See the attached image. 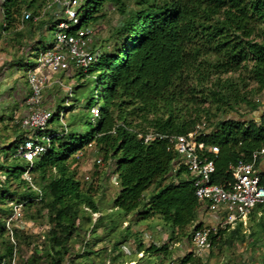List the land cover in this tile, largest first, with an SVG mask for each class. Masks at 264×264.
Masks as SVG:
<instances>
[{
    "label": "trees",
    "instance_id": "16d2710c",
    "mask_svg": "<svg viewBox=\"0 0 264 264\" xmlns=\"http://www.w3.org/2000/svg\"><path fill=\"white\" fill-rule=\"evenodd\" d=\"M81 1L79 23L72 29L98 27L109 8L120 16L105 43L94 42L96 61L86 72L79 69V75L97 72L95 97L83 106L91 126L82 135L75 117L66 129L49 128L53 137L48 149L29 165L15 156L27 130L14 124L15 136L0 156V261L14 250L5 226L14 202L22 204L19 219H25L23 227L14 221L15 264H81L75 244L86 245L93 230L106 226L92 186L83 187L77 178L75 165L88 147L100 156L94 165L102 160L116 185L108 209L132 215L133 224L159 216L170 235L165 243L152 242L146 250L171 259L172 242L191 239L204 225L198 213L206 203L196 197L193 176L180 153L169 149L162 135H186L205 120L207 132L197 140L219 148L216 154L205 153L215 165L211 183L221 186L232 181L231 166L239 160L250 162L264 147V111L257 118L251 115L263 104L255 96L264 92V0ZM42 4L43 0L0 1V39L21 19L38 32L55 29L51 17L34 20ZM24 11L33 15L23 18ZM45 39L39 33L33 46L43 48ZM101 101L95 119L91 108ZM240 105L248 113L228 115L237 114ZM62 109L74 111V105L58 106L53 119ZM147 134L154 136L144 142ZM19 159L26 164H15ZM27 168L38 190L24 178ZM99 212L90 226L92 215ZM248 219L247 232L241 219L233 227H217L209 237V255L223 245L251 241L253 247L264 241V203L254 206ZM125 229L115 244L130 237V227ZM261 259L264 264V255ZM185 262L202 264L193 252L181 258Z\"/></svg>",
    "mask_w": 264,
    "mask_h": 264
},
{
    "label": "built area",
    "instance_id": "2783aa9c",
    "mask_svg": "<svg viewBox=\"0 0 264 264\" xmlns=\"http://www.w3.org/2000/svg\"><path fill=\"white\" fill-rule=\"evenodd\" d=\"M80 2V0H43L39 12L34 15V20L49 16L55 21V29L50 42L48 41L37 53L38 67H46L54 72L70 70L72 66H75L86 72L96 61L98 49L93 46L95 27L78 26L72 29L79 23ZM32 15V11L23 12V18ZM38 67L26 70L25 77L29 88L24 98L26 113L22 116L15 115L12 119V122L18 123L22 129L27 130V137L17 146L15 156L23 158L29 165H32L33 160L48 149L53 137V133L48 132V129L51 128L54 111L46 108L43 102V90L48 87L50 80L45 73L38 70ZM66 91L68 92L66 99H69L73 91L72 87H66ZM65 112L66 109L59 110L57 119L66 129ZM91 113L93 118H98L99 106H93ZM206 132L204 122H201L186 135L162 136L167 139L169 149H175L180 153L183 163L193 176L196 197L205 201L207 208L222 207L226 211L222 224H233L237 219L245 220L254 206L264 203V171L257 167L258 157L264 155V147L252 154L250 162L239 160L230 167L233 179L227 182L226 186L217 185L211 183V174L215 170L214 161L205 152L216 154L219 148L216 145L205 147L197 140L198 135ZM153 136L154 134H147L144 142ZM23 176L38 190L31 183L29 168L24 171ZM10 205L13 212L7 218L5 226L14 250L12 255L1 260L0 264H15L14 221L17 220L16 224L21 227L24 225L19 219L22 204L12 202ZM216 230V226L203 225L193 231L191 239L197 255L209 249L210 234L215 233ZM179 264H189V262Z\"/></svg>",
    "mask_w": 264,
    "mask_h": 264
},
{
    "label": "rangeland",
    "instance_id": "374dc122",
    "mask_svg": "<svg viewBox=\"0 0 264 264\" xmlns=\"http://www.w3.org/2000/svg\"><path fill=\"white\" fill-rule=\"evenodd\" d=\"M80 3H82V1ZM119 17V14L114 9L109 8V10L107 11L106 18L100 21L97 25L98 27L95 28L96 32L94 42L97 40V46L101 43H105L103 41L108 37L111 26L119 22ZM45 18L49 19L50 17L46 16ZM46 32V40L50 41L52 39L54 29H47ZM14 46L11 47L12 49H8L6 45L0 48V76L2 78H5L6 75L8 76L3 81L0 80V156L6 154L7 150L3 148V146H6L15 136V133L12 131L15 123L12 122V119L15 115L20 116L18 113H16V110H18L19 112H21L22 110L21 106L19 105V102L17 100L12 99L10 97L11 95H9L12 94L13 90H15V88L17 87L10 86L16 85L20 80H23L25 78L26 70L28 68L35 69L38 67L36 56L40 49H37L36 46L32 45L22 54H19L18 49L20 47L18 46L16 49H13ZM18 55L20 56L19 61L14 62L16 61L15 59ZM13 62L15 64H13ZM71 68V75L66 74V70H58L53 72L52 79H59L61 81V85L59 83H56L51 88H45L43 90V97L47 92L54 90L53 95L55 109L57 108V106L64 108L69 105H74V111H72L71 109L66 110L65 121L66 123H69L75 117H79V120L77 123H75V126L78 130H80L79 132L82 135H85L91 125L86 121L88 120V118H90V114L88 113V111L84 110L83 106L91 97H95V93L97 90V72L91 71L88 74L79 75V69H77L75 66H72ZM66 87H72L73 90L69 99H66L68 96ZM27 89L29 90V88ZM28 90L26 91V93L28 92ZM255 98L263 101L264 92L259 95H256ZM101 104L102 101L99 102L98 106H101ZM237 112L238 113L236 114L235 111H231L228 115H235L238 117V115H240L241 113H248V108L245 105H240L237 108ZM251 115L253 114L251 113ZM202 122H204V125L207 124L205 120H202ZM50 127L56 131L65 129V127L62 126V124L58 121L57 118H54L52 120ZM78 158V163L75 165L78 171L77 178L80 179L83 187L87 188L89 185L92 186L93 198L98 202L99 205L101 203V213L103 214L102 219L103 222L106 224L105 227L102 225L99 228L93 230V232L88 235L86 245L80 247L79 244H75V249L81 250V263L84 262L85 264H100L103 258L101 256H103L104 254L108 255L107 261L110 260L111 256H114L115 254L117 255V257H128V255L130 254H127L124 251V246L127 243L122 242L119 244H115L116 241L121 239V236L127 233V229H125V226H129L131 229V232L129 230V233H131L130 238H134L133 235H136V233H133L135 225L136 230L139 229V226L145 227L146 225L149 226V228L154 229L157 223L165 228L164 222L158 217L141 219L136 222L135 225H133L134 219L132 216L127 217L123 213V211L117 208H111V210H108V204L110 203L107 201L108 197L113 195L116 189V185L113 182V177L111 176L110 171H108V166L102 160L101 163L98 164V166L94 165V162L97 161L100 156L96 155V153L93 149H91V147H88L87 150L81 153ZM14 163L18 165L26 164V162L20 159L15 160ZM98 216V213L92 215V222L90 226H93L94 221ZM248 217L249 214L245 219L246 223ZM124 220L126 223H124ZM241 220L243 221V219ZM28 225H31V222H28ZM248 225L249 222L244 226V230H246V232L248 231ZM165 230V233H168L169 236V231L167 229ZM137 236L140 237L139 235ZM96 238H105L107 241L105 240L106 243H104L102 247H96L94 246ZM157 242L161 243V238ZM250 242L248 243V247H250L251 251H253V247L250 246ZM108 246L109 249L107 250V248L105 247ZM216 249L217 248L213 250L212 256L209 255V252L205 255L201 254V261L205 264H262L261 257L264 255V250L262 248L259 249L260 253H257L255 255L250 254L251 256L248 252L249 248L241 251V244L239 243L234 244L232 247H227L223 245L222 249L218 251ZM133 254L139 264H162L159 255H146V257L140 259L136 256L135 252ZM107 261H105L103 264H108Z\"/></svg>",
    "mask_w": 264,
    "mask_h": 264
},
{
    "label": "crops",
    "instance_id": "0c3cea01",
    "mask_svg": "<svg viewBox=\"0 0 264 264\" xmlns=\"http://www.w3.org/2000/svg\"><path fill=\"white\" fill-rule=\"evenodd\" d=\"M3 23H4L3 17H2V15H0V26ZM39 33L46 38V35H47L46 30H42L41 32H38L36 30V28H32V25L27 24L25 21H23L21 19L20 21L17 22V24L13 28L9 29L8 31H6L3 34L2 39H0V48H2V46L4 47V45H6L8 47V49H12L11 47L15 45L13 49H16L19 46L20 48L18 49V52H19V54H22L24 51H26L28 48H30L35 43V41H37ZM16 39H18V41H20V42H18L19 44H17ZM47 42L48 41L46 40V42H43V43L46 45ZM19 57L20 56L18 55L16 58L17 61H19ZM38 70L41 73H45L48 76V78L50 80V84L48 85L47 88L53 87L54 84H56V83L61 84V81L59 79H52L53 72L51 70H49L48 68L38 67ZM71 70L72 69L66 70V74L71 75V73H72ZM6 77H8V76L6 75ZM5 78H2L0 76L1 81H3ZM10 87H17V88H15V90H13V93L9 94V95H11L10 97L12 99L17 100L19 102V105L21 106L22 110H21V112L16 110V113H18L20 116H22L26 113V108H25V104H24V98L26 96V91L28 90L26 77L23 80H20L16 85H11ZM53 94H54V90L47 92L43 97V102H44V106L46 108H49L52 111H55L54 110L55 108H54V95ZM262 111H264L263 104L261 106L260 111L253 112L252 114H253V116H255L257 118ZM257 161H258L257 167L260 170L264 171V155L259 156ZM108 210H111V207ZM94 214H97V213H94ZM98 214L100 215V212ZM129 216H127V217H129ZM225 216H226V211L222 207H218L216 209H210V208H207L206 205H204L203 209H201L198 213V221L203 222L204 225L208 224V225L216 226V227H219V226L224 227L225 225H223L222 222L224 221ZM153 217L160 218L159 216H153ZM259 218H260V213H257L256 219L258 220ZM124 223H126L125 220H124ZM243 223L245 226L247 224L246 220H243ZM135 224H133V225H135ZM234 224L235 223L231 224V227H233ZM135 227H136V225L134 226L133 233L134 234L136 233V235H133L134 238H130L131 237V234H130V237L126 241L127 244L124 246L125 253L130 254V255H128V257H126V258H122V257H117V255L115 254L114 256H111L110 260L107 261L108 255L104 254L103 256H101L103 258H102V262H100V264H103L105 261H107L108 264H139V262L133 256L134 252L136 253V256L139 257L140 259H143L144 257H146V255L147 256L159 255L161 258L162 264H170L171 262L179 264V263H181V258L183 256H185L188 252H193L195 255H197L196 251L194 249V245L192 243V239H189V240L183 239L180 241H177L175 239L172 242V247L174 249V253L172 254L171 259H167L165 256H163L160 253H150L146 250V248L149 246V244L152 242L157 244V245L165 243L168 240L167 239L168 233H165V231H166L165 228L160 226V224H158V223L156 224L154 229L149 228V226H147V225L145 227L139 226V229H137V230ZM32 230L35 231V228H33ZM130 232H131V229H130ZM137 235H139L140 237H138ZM160 238L162 240L161 243L157 242ZM105 240H106L105 238L104 239H100V238L98 239L97 238V240H95L94 246L102 247V245L104 243H106V241H107V240L106 241ZM96 241H97V243H96ZM139 241H141L142 246H138ZM236 243L241 244V251L249 248L248 249L249 255L250 254L255 255L257 253H260L259 249H261V248L264 250V241H260V242L256 243L255 246H253V248H252L253 251H251V248L248 247L249 242H236ZM236 243H234V244H236ZM105 248H107V250H108L109 246L105 247ZM207 253H208V251L206 250L202 254L205 255ZM200 255L201 254H199L197 256L200 257ZM79 261L81 262V259H79ZM81 264H85V263L83 262ZM202 264H205V263L202 262Z\"/></svg>",
    "mask_w": 264,
    "mask_h": 264
}]
</instances>
